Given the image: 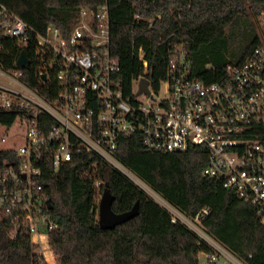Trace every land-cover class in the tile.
<instances>
[{
	"label": "built area",
	"instance_id": "built-area-1",
	"mask_svg": "<svg viewBox=\"0 0 264 264\" xmlns=\"http://www.w3.org/2000/svg\"><path fill=\"white\" fill-rule=\"evenodd\" d=\"M257 26L251 54L241 64H229L221 79H196L188 51L178 46L159 87L149 81V94H140V82L147 79L140 77L127 97L118 78L120 60L111 50L108 5L82 8L65 36L54 25L38 32L0 1V35L31 51L30 56L23 50L26 67L17 60L13 68L0 63V113H14L15 122L28 126L19 150L0 146V152L11 155L0 162V212L30 235L45 264H58L50 233L59 227L49 213L46 182L81 154L125 174L168 212L173 224L194 233L205 247L198 253L199 264H248L207 232L209 208L185 214L129 171L118 149L123 136L138 138L145 152L203 149L208 154L203 175L252 204L264 226V143L253 133L264 125V11ZM140 58L147 68L141 50ZM32 63L37 86L27 79ZM97 169V163L90 164L84 175ZM94 186L100 202L105 185L97 180Z\"/></svg>",
	"mask_w": 264,
	"mask_h": 264
},
{
	"label": "trees",
	"instance_id": "trees-1",
	"mask_svg": "<svg viewBox=\"0 0 264 264\" xmlns=\"http://www.w3.org/2000/svg\"><path fill=\"white\" fill-rule=\"evenodd\" d=\"M0 1L38 32L54 25L65 36L76 25L82 8L108 5L111 50L120 60L118 78L127 97L140 77L158 88L167 78L172 50L178 46L188 51L196 79L207 83L221 79L229 64L243 63L257 45L251 30L264 11V0ZM240 26L247 29L245 43L236 63H231L226 52ZM0 44V63L5 68L15 67L23 50L31 56L29 48L16 39L0 35ZM26 72L30 84L37 86L33 63ZM15 120L14 113H0V126L11 127ZM253 133L264 143V125ZM138 142L135 136L120 139L118 157L129 171L189 216L209 208L207 232L248 264H264V226L257 209L203 175L208 165L206 151L191 147L184 153L145 152ZM9 156L0 152V162ZM93 163L98 169L85 176ZM97 180L109 184L115 213L128 212L138 203L139 215L113 230H102L100 192L94 186ZM46 191L53 206L49 213L59 225L50 233L58 264H199L198 253L205 247L198 245V237L185 226L173 224L168 212L142 188L94 156H76L47 180ZM0 264H45L35 253L30 235L3 215Z\"/></svg>",
	"mask_w": 264,
	"mask_h": 264
},
{
	"label": "water",
	"instance_id": "water-1",
	"mask_svg": "<svg viewBox=\"0 0 264 264\" xmlns=\"http://www.w3.org/2000/svg\"><path fill=\"white\" fill-rule=\"evenodd\" d=\"M28 56L26 51H22L17 59V65L19 67H26L28 65ZM43 79H46V76L43 77ZM149 86V80L143 79L140 82V90L139 93H145L149 94L148 90ZM115 201V196L112 194L109 184H105L102 198L99 203V209H98V218H99V226L102 230H113L117 228L118 226H121L134 218H136L139 215V204L137 203L132 210L117 214L113 211V203ZM48 207L52 209V203L51 200H48L47 202Z\"/></svg>",
	"mask_w": 264,
	"mask_h": 264
},
{
	"label": "rangeland",
	"instance_id": "rangeland-1",
	"mask_svg": "<svg viewBox=\"0 0 264 264\" xmlns=\"http://www.w3.org/2000/svg\"><path fill=\"white\" fill-rule=\"evenodd\" d=\"M249 29V32L254 31V35L258 36V26L255 24L254 30ZM247 29L245 26H240L236 33L232 37H235V41L232 42V46L229 51L226 52V56L231 63H236L237 58L241 52V48L244 45V36H246ZM28 131V126L26 123L18 120L11 127L0 126V139L5 138L7 141L5 143H0L2 148H14L19 150L24 144L26 139V134ZM2 216L0 212V217ZM14 235V232H11Z\"/></svg>",
	"mask_w": 264,
	"mask_h": 264
}]
</instances>
